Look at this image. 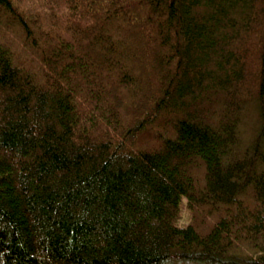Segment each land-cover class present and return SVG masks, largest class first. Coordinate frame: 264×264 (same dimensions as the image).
Here are the masks:
<instances>
[{
  "label": "trees",
  "instance_id": "trees-1",
  "mask_svg": "<svg viewBox=\"0 0 264 264\" xmlns=\"http://www.w3.org/2000/svg\"><path fill=\"white\" fill-rule=\"evenodd\" d=\"M0 264H264V0H0Z\"/></svg>",
  "mask_w": 264,
  "mask_h": 264
},
{
  "label": "rangeland",
  "instance_id": "rangeland-1",
  "mask_svg": "<svg viewBox=\"0 0 264 264\" xmlns=\"http://www.w3.org/2000/svg\"><path fill=\"white\" fill-rule=\"evenodd\" d=\"M187 221V214L185 212V209H183L182 215L178 221L179 226H184L186 224Z\"/></svg>",
  "mask_w": 264,
  "mask_h": 264
}]
</instances>
